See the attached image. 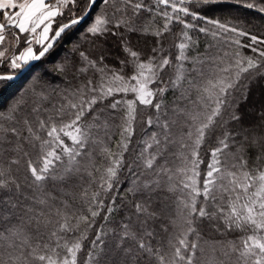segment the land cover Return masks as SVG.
Masks as SVG:
<instances>
[{
	"label": "snow or ice",
	"instance_id": "obj_1",
	"mask_svg": "<svg viewBox=\"0 0 264 264\" xmlns=\"http://www.w3.org/2000/svg\"><path fill=\"white\" fill-rule=\"evenodd\" d=\"M224 3L264 17V0H0V87L104 5L64 102L34 84L30 108L21 95L0 113V264H264V105L242 107L264 77V32L188 6ZM196 29L225 47L194 54Z\"/></svg>",
	"mask_w": 264,
	"mask_h": 264
},
{
	"label": "trees",
	"instance_id": "obj_2",
	"mask_svg": "<svg viewBox=\"0 0 264 264\" xmlns=\"http://www.w3.org/2000/svg\"><path fill=\"white\" fill-rule=\"evenodd\" d=\"M145 3L150 6L154 5V0H145ZM191 10L199 12L201 15L206 16L208 19H219L222 22L227 21L230 18L239 17L240 19L248 21L250 24H255L256 27L252 29L254 34H260V32H264V17H262L259 13L244 9L239 7L233 3H224V4H215L208 5L204 7H198L195 4L188 5ZM104 5H100L99 8L91 15L89 20L86 23L79 24L69 30L62 39L56 44L54 49L48 53L46 57H44L38 64H36L29 72H27L22 79L19 81H11L7 87H0V113L7 114L10 106L16 103V101L24 96V100L27 103L24 105L25 109L30 108L32 106L34 96L26 94L29 89H31L32 85H38L37 91L43 89V94H46L49 97L50 103L52 105H59L64 102V96L71 92L77 84L81 81V76L78 72H76L73 68L75 65L77 68L79 64L77 63L80 60L79 51L86 50L91 53L95 51L96 47H99V42H97L96 46H93L94 37L90 36L87 32L88 27L93 23L95 15L99 14V12L103 9ZM144 16H148L147 12L142 13ZM64 17H57L58 21H63ZM186 20L191 21V17H185ZM156 22L162 23L160 17H156ZM199 27H207L210 31H214L215 28L213 25H209L206 23V20H196L192 21ZM56 28V23H54V28ZM173 28L175 31L179 32L182 28V25L174 24ZM257 28L259 31H257ZM190 35L193 37L194 41H197L195 53H202L205 49H208L210 46L212 47V51H216L217 49H223L225 45L222 42L218 41V38H213L211 35H205L204 33H200L198 29L196 30H188ZM27 34H21L20 46H24L23 37ZM152 37H145L140 40L138 44V48L147 55V52L150 48V44H147L145 41H151ZM242 42L245 38H241ZM171 41V37L169 38ZM135 43V39H134ZM105 47H112L111 41H107L104 45ZM233 48L235 46H232ZM38 49V47H37ZM14 49H10L13 51ZM231 50V49H229ZM173 53L176 51L174 48L172 49ZM245 54H251L247 49H242ZM123 54L119 52L118 49H113V55L108 57L106 63L111 67L119 69L121 65L119 61L116 59V56ZM63 66L68 70L66 72H60L58 69ZM7 71L3 66H0V72ZM22 70H18L20 73ZM131 66H128L124 70L125 76H130L132 74ZM95 79V77H94ZM154 87V85H153ZM259 95L261 101H264V77H258L251 84V91L249 93V101L248 105L242 107H258L261 106L260 99L256 100L254 97ZM129 99L132 98V95L129 94ZM169 99L171 96L169 95ZM107 102V101H106ZM142 107V106H141ZM52 110L51 108L49 109ZM66 142L70 143V141ZM135 139V138H134ZM215 143L211 144V147H215ZM209 145L205 144L201 148V154L204 158L205 163L200 165L201 171V179L206 171V164L209 162L210 154L208 152ZM125 176L127 173L124 174ZM127 187L126 180L121 181L120 185L116 186L115 191L108 193V196H115L117 200V204H120L121 199L127 200V193L125 191ZM107 202V201H106ZM104 213H101L103 216ZM115 215L119 216L120 213H116ZM105 222L98 217L97 224H104ZM235 235V234H232ZM215 239H222L223 237L215 236ZM231 238V236H229ZM87 243V242H85ZM85 253H81L79 257V264H83ZM201 259H204L203 257Z\"/></svg>",
	"mask_w": 264,
	"mask_h": 264
},
{
	"label": "water",
	"instance_id": "obj_3",
	"mask_svg": "<svg viewBox=\"0 0 264 264\" xmlns=\"http://www.w3.org/2000/svg\"><path fill=\"white\" fill-rule=\"evenodd\" d=\"M91 17V15L89 16V17H87L85 20H83L80 24H83V23H86L88 20H89V18ZM79 25V24H78ZM75 26H77V25H75ZM74 26V27H75ZM73 27V28H74ZM72 29V28H71ZM70 29V30H71ZM69 30H67L66 31V33L68 32ZM65 34H62V36L60 37V38H58L57 40H55L54 41V45H53V48L49 51V52H51L53 49H54V47L56 46V44L62 39V37L64 36ZM48 54H46V56H47ZM45 56V57H46ZM44 58V57H43ZM42 58V59H43ZM41 59V60H42ZM40 60V61H41ZM40 61H35V62H31V64L29 65V67L28 68H26V69H24V70H22L20 73H19V76H18V78L17 79H15V80H13V81H15V82H17V81H19L20 79H22L23 77H24V75L27 73V72H29L36 64H38ZM30 69V70H29Z\"/></svg>",
	"mask_w": 264,
	"mask_h": 264
},
{
	"label": "rangeland",
	"instance_id": "obj_4",
	"mask_svg": "<svg viewBox=\"0 0 264 264\" xmlns=\"http://www.w3.org/2000/svg\"><path fill=\"white\" fill-rule=\"evenodd\" d=\"M53 28H54V24H53ZM51 35H52V34L50 33V36H51ZM34 47H35V48H37V47L39 48L38 45H34ZM254 98H255L256 100H257V99H258V100L260 99V98H259V95H256ZM257 103H260V105H261V104L264 105V101H261V99H260V101H258ZM259 107H260V106H258L257 108H259Z\"/></svg>",
	"mask_w": 264,
	"mask_h": 264
}]
</instances>
